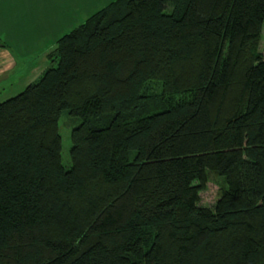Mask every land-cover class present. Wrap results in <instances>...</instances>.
<instances>
[{
	"label": "trees",
	"instance_id": "1",
	"mask_svg": "<svg viewBox=\"0 0 264 264\" xmlns=\"http://www.w3.org/2000/svg\"><path fill=\"white\" fill-rule=\"evenodd\" d=\"M263 27L264 0H113L62 35L0 102V264H264Z\"/></svg>",
	"mask_w": 264,
	"mask_h": 264
},
{
	"label": "crops",
	"instance_id": "2",
	"mask_svg": "<svg viewBox=\"0 0 264 264\" xmlns=\"http://www.w3.org/2000/svg\"><path fill=\"white\" fill-rule=\"evenodd\" d=\"M111 1L0 0V87L23 90L36 80L49 66L56 41Z\"/></svg>",
	"mask_w": 264,
	"mask_h": 264
},
{
	"label": "rangeland",
	"instance_id": "3",
	"mask_svg": "<svg viewBox=\"0 0 264 264\" xmlns=\"http://www.w3.org/2000/svg\"><path fill=\"white\" fill-rule=\"evenodd\" d=\"M0 41L2 42L1 38ZM260 48L264 52V27L262 30ZM15 80L18 82H23L27 79L17 78ZM21 90V87H18V89L17 87L12 88V86H9V84L7 83L6 85L0 87V102L14 96ZM79 121L80 120L78 118L70 116L66 111H63L61 113L58 125L59 133L61 136V160L64 166L70 165L71 131L75 126L78 125ZM223 185L224 182L222 177L217 176L211 171H207V184L206 188L200 192L199 204L212 207L215 204L218 192L221 187H223Z\"/></svg>",
	"mask_w": 264,
	"mask_h": 264
}]
</instances>
